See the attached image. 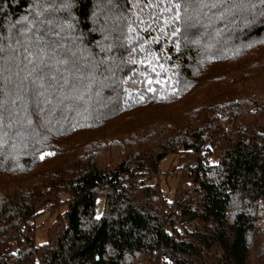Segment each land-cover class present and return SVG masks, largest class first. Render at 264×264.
<instances>
[{
  "label": "trees",
  "instance_id": "16d2710c",
  "mask_svg": "<svg viewBox=\"0 0 264 264\" xmlns=\"http://www.w3.org/2000/svg\"><path fill=\"white\" fill-rule=\"evenodd\" d=\"M205 2L0 0V264H264V3Z\"/></svg>",
  "mask_w": 264,
  "mask_h": 264
},
{
  "label": "rangeland",
  "instance_id": "374dc122",
  "mask_svg": "<svg viewBox=\"0 0 264 264\" xmlns=\"http://www.w3.org/2000/svg\"><path fill=\"white\" fill-rule=\"evenodd\" d=\"M259 126H260V131L264 133V128H263L264 122H262ZM172 158L173 157L167 158L161 164V171L164 172V175L160 177L161 187L169 200H173L176 195L180 181V177L178 176L186 175V173H184L183 175L180 174L173 175V171L174 170L177 171L179 166L185 163H182V161H180L179 158L177 160L176 159L174 160ZM65 210H66V206L62 205L54 213L48 214L45 212L36 219L35 240L37 245H42L49 241L48 231L51 224L54 221H56L60 215H63ZM104 213H105V197L104 195H100L97 199L95 206V216L97 218H101L104 216Z\"/></svg>",
  "mask_w": 264,
  "mask_h": 264
},
{
  "label": "snow or ice",
  "instance_id": "6c2138e0",
  "mask_svg": "<svg viewBox=\"0 0 264 264\" xmlns=\"http://www.w3.org/2000/svg\"><path fill=\"white\" fill-rule=\"evenodd\" d=\"M196 2L197 3H201L204 6H208L207 3L205 2V0H196ZM246 2L250 3L251 0H238L239 4H245ZM260 2L264 3V0H260ZM216 3H220L222 5L223 3H228V0H216ZM216 3H213L212 6L215 7ZM176 6H177V8H179V4L178 3H177ZM233 6H235V3H234ZM253 7H255V5H253ZM259 15H264V12L259 13ZM251 22H253V21H249V23H251ZM188 26L191 27L193 25H188ZM41 53H44V49H41ZM26 59H28V58L26 57ZM29 62L31 63L32 61L29 60ZM58 63H65V61L61 60V61H58ZM140 63L143 64L144 61H140ZM148 63L150 65L151 61H149ZM44 64H45V61H44L43 57H41L40 60H39V63L37 64V68L40 69V72L32 80V85H34L33 93H34V96H35V99H36V107H37L38 113H39V109L41 108V106L44 103L49 102L48 101V97L46 95L48 87H54V85L46 86L44 84V82H43V75L44 74H43V69H42L41 65H44ZM48 66L51 67V65H48ZM152 70H153V72H155V68H153ZM32 71L36 72V68H34ZM29 75H31V73ZM25 79H27V77H25ZM50 79L52 81H55L56 77L55 76H51ZM145 83L150 86V85L153 84V80L150 79V78H146ZM155 83L159 84L160 81L157 80V81H155ZM17 87H19V85H17ZM148 91L154 93L156 91V89H154L152 87H149ZM141 98H143V97H141ZM2 108H3V100L0 99V109H2ZM2 123H3L2 114H0V124H2ZM51 154L52 153H49V155H51ZM41 158H43V157H41Z\"/></svg>",
  "mask_w": 264,
  "mask_h": 264
},
{
  "label": "built area",
  "instance_id": "2783aa9c",
  "mask_svg": "<svg viewBox=\"0 0 264 264\" xmlns=\"http://www.w3.org/2000/svg\"><path fill=\"white\" fill-rule=\"evenodd\" d=\"M204 162L206 164H209L210 163L209 158L205 157ZM195 165H196L195 163H190L189 166H187L186 164L180 165L179 168L177 166V168H178L177 171L174 170L173 173L174 174H180V175H183L184 173L190 174L191 173L190 167L195 166ZM160 175H164V172H160ZM173 213H174L173 214V220L176 222V226L180 230H182L184 228H186V229L190 228L191 224L190 223H184L183 219L181 217H179L180 215H179V212L177 210H175Z\"/></svg>",
  "mask_w": 264,
  "mask_h": 264
}]
</instances>
